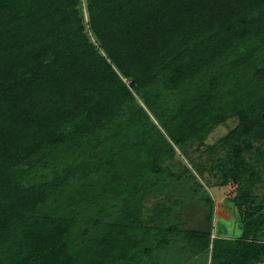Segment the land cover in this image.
<instances>
[{"label":"trees","instance_id":"16d2710c","mask_svg":"<svg viewBox=\"0 0 264 264\" xmlns=\"http://www.w3.org/2000/svg\"><path fill=\"white\" fill-rule=\"evenodd\" d=\"M235 118L206 149L255 220L210 264L264 260V0H0V264L133 263L162 231L145 198L154 223L184 204L177 149Z\"/></svg>","mask_w":264,"mask_h":264},{"label":"rangeland","instance_id":"374dc122","mask_svg":"<svg viewBox=\"0 0 264 264\" xmlns=\"http://www.w3.org/2000/svg\"><path fill=\"white\" fill-rule=\"evenodd\" d=\"M84 13H86L85 8ZM238 125L239 120L235 118L217 126L208 135L204 147H198L195 144L187 149L186 155L177 149L178 158L176 160L179 165L175 166L173 170L179 171L181 169L183 171L184 167L190 170L185 176L183 175L182 181L174 187L175 194H177V197L183 198L184 204L173 208L171 215L165 216L159 222L154 223L152 217L156 209L155 206H157L156 203H160L163 197L160 199H157V197L145 198L142 203V222L154 227L160 226L162 231L160 236L157 237L156 241L158 243L153 244L152 248L149 245L150 251L143 254L139 253L136 260L131 264H210L213 254L212 243L214 241L243 240L244 234L247 232V226L255 220L250 218L249 214H246V210L240 211L238 205L246 192L247 185L244 182L239 185L236 181L234 182L223 176L221 171L218 173L219 170L212 169L213 163L210 160V151L208 152L206 149L208 146L216 147L220 140L234 131ZM218 156L219 154L216 157ZM212 159L216 160V158ZM259 167H261V175L257 180L259 184L253 188V194L264 198V162ZM254 177L256 178L257 174ZM158 196H163V193ZM121 208L122 206L117 204L115 208H109L108 213H110V216L117 217L116 213ZM113 217L111 219H114ZM100 222L103 224V221ZM100 222L93 223L95 232L99 228H103L102 224L101 227L98 226ZM250 226L252 231L255 229L256 224ZM195 230H201L210 235L211 245L208 257L205 254H199L197 257H193L195 253L187 254L189 246L186 232L189 233ZM167 231L168 235L164 237L167 242L163 245L162 234ZM195 249L198 248L195 247ZM258 264H264V260Z\"/></svg>","mask_w":264,"mask_h":264}]
</instances>
